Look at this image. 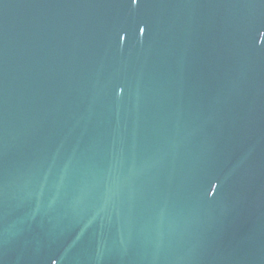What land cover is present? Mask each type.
<instances>
[{
    "label": "water",
    "instance_id": "95a60500",
    "mask_svg": "<svg viewBox=\"0 0 264 264\" xmlns=\"http://www.w3.org/2000/svg\"><path fill=\"white\" fill-rule=\"evenodd\" d=\"M0 264H264V0H0Z\"/></svg>",
    "mask_w": 264,
    "mask_h": 264
},
{
    "label": "snow or ice",
    "instance_id": "6c2138e0",
    "mask_svg": "<svg viewBox=\"0 0 264 264\" xmlns=\"http://www.w3.org/2000/svg\"><path fill=\"white\" fill-rule=\"evenodd\" d=\"M138 2H139V0H131V4L133 7L137 6ZM141 31H143V29H141ZM213 187H214V191H215L217 185L214 183Z\"/></svg>",
    "mask_w": 264,
    "mask_h": 264
}]
</instances>
